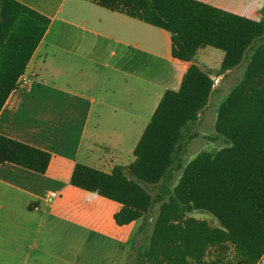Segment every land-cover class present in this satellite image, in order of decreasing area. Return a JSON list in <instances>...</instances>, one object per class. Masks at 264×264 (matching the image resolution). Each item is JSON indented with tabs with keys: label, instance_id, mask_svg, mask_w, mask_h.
Returning a JSON list of instances; mask_svg holds the SVG:
<instances>
[{
	"label": "crops",
	"instance_id": "1",
	"mask_svg": "<svg viewBox=\"0 0 264 264\" xmlns=\"http://www.w3.org/2000/svg\"><path fill=\"white\" fill-rule=\"evenodd\" d=\"M193 1L253 21L264 10V0ZM21 13L47 33L23 73L32 83L17 87L0 112V135L52 159L45 174L0 165V264H85L86 245L120 252L88 264H128L142 220L118 226L122 205L71 178L78 164L111 174L134 163L162 98L181 89L192 63L173 57L169 32L92 0H0V54ZM206 49L195 62L215 80L211 103L232 71L215 77Z\"/></svg>",
	"mask_w": 264,
	"mask_h": 264
},
{
	"label": "trees",
	"instance_id": "2",
	"mask_svg": "<svg viewBox=\"0 0 264 264\" xmlns=\"http://www.w3.org/2000/svg\"><path fill=\"white\" fill-rule=\"evenodd\" d=\"M171 34L172 55L190 62L181 89L162 98L129 167L111 174L76 165L71 184L122 205L118 226L142 220L148 244L135 264H264V10L253 21L193 0H92ZM47 33V26L21 13L0 54V112ZM205 48L224 53L221 75L248 59L242 80L217 111L216 133L227 146L179 163L187 132L209 105L215 80L195 62ZM47 152L0 135V165L45 174ZM180 172V175H179ZM147 187H157L154 197ZM206 212L214 227L192 217ZM214 258L209 259V252Z\"/></svg>",
	"mask_w": 264,
	"mask_h": 264
},
{
	"label": "rangeland",
	"instance_id": "3",
	"mask_svg": "<svg viewBox=\"0 0 264 264\" xmlns=\"http://www.w3.org/2000/svg\"><path fill=\"white\" fill-rule=\"evenodd\" d=\"M250 55L251 52L248 54L247 59L242 63L240 67L234 69L224 78L223 81H221L220 91H218L217 97H214L211 101L209 105L210 107L206 110L205 115H203L202 119L200 117V120L195 125L190 127L189 131L187 132V140L185 142L184 149L180 154L179 163L185 166L203 151L216 153L220 149L227 146L225 139L219 136L215 130L217 111L219 106L227 100L232 89L242 80ZM202 58L204 63L214 71L213 73L215 74V77L220 75L221 66L224 59V53L222 51L214 48H207L206 51H204V53L202 54ZM147 189L152 193L154 197L158 193L157 187H147ZM159 210L160 205H156L151 213L149 222L150 225L148 227V230L144 234L139 233L138 237H136L137 235L132 236V241H134L135 244H133L130 250L128 264H135V258L138 248H140L141 246H146L148 244ZM192 217L199 220H205L214 227L219 226L216 218L209 213L194 212ZM82 254L85 257V264L90 263L93 257H98L100 260H109L113 256L114 258H118L120 256V252L116 248H102L98 246L93 247L90 245H86L85 248L82 249ZM215 254L216 252L214 251L209 252L208 258H214Z\"/></svg>",
	"mask_w": 264,
	"mask_h": 264
},
{
	"label": "built area",
	"instance_id": "4",
	"mask_svg": "<svg viewBox=\"0 0 264 264\" xmlns=\"http://www.w3.org/2000/svg\"><path fill=\"white\" fill-rule=\"evenodd\" d=\"M32 83L31 78L24 77L23 75L20 76L18 82H17V87H22V86H27ZM57 197V193H52L50 194L49 200H53Z\"/></svg>",
	"mask_w": 264,
	"mask_h": 264
}]
</instances>
